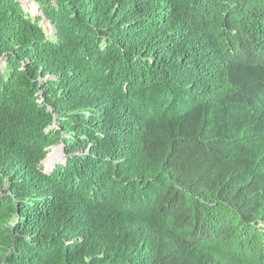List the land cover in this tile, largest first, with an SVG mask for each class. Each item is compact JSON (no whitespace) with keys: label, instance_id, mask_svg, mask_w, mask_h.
<instances>
[{"label":"trees","instance_id":"16d2710c","mask_svg":"<svg viewBox=\"0 0 264 264\" xmlns=\"http://www.w3.org/2000/svg\"><path fill=\"white\" fill-rule=\"evenodd\" d=\"M0 264H264V0H0Z\"/></svg>","mask_w":264,"mask_h":264},{"label":"rangeland","instance_id":"374dc122","mask_svg":"<svg viewBox=\"0 0 264 264\" xmlns=\"http://www.w3.org/2000/svg\"><path fill=\"white\" fill-rule=\"evenodd\" d=\"M31 8H32V11L33 12H35V11H38V9H37V5L34 3H32L31 5ZM46 29H47V31H48V28H50V27H48L47 26V24H46ZM49 32V31H48ZM55 154V155H54ZM62 151H61V149L60 148H58V147H56V148H52L51 150H50V152H49V156H48V160H47V164L49 165V167H52L53 166V164H55V163H57L60 159V162L59 163H61L63 160H64V157H62ZM59 155V156H58ZM58 163V164H59Z\"/></svg>","mask_w":264,"mask_h":264},{"label":"bare ground","instance_id":"6f19581e","mask_svg":"<svg viewBox=\"0 0 264 264\" xmlns=\"http://www.w3.org/2000/svg\"><path fill=\"white\" fill-rule=\"evenodd\" d=\"M55 155V154H54ZM59 156V155H58Z\"/></svg>","mask_w":264,"mask_h":264}]
</instances>
